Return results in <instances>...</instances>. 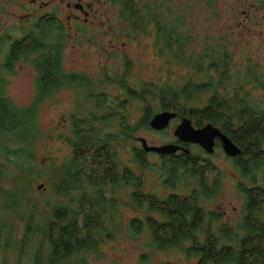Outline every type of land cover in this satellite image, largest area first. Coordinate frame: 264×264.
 <instances>
[{
    "label": "trees",
    "instance_id": "1",
    "mask_svg": "<svg viewBox=\"0 0 264 264\" xmlns=\"http://www.w3.org/2000/svg\"><path fill=\"white\" fill-rule=\"evenodd\" d=\"M105 1L120 8L125 37L153 35L161 57L193 74L182 84L145 82L137 88L127 78L130 65L121 76L107 71L95 78L70 71L68 27L55 15L40 17L22 36L0 35V264H9L12 251L17 253L15 264L25 258L32 264H86L89 254H100L105 240L121 231L122 205L135 212L127 227L129 238L148 237L141 264L173 249L188 260L196 258V264H264V101L253 94L264 90V73L253 53H247L244 69H239L228 35L208 36L200 47L193 46L188 11L174 0ZM200 1L211 8L219 3L186 0V8ZM253 4L264 10V0H251ZM20 63L36 73L35 95L25 105L7 91V75L15 74ZM117 82L121 92L114 96L109 88ZM67 90L84 97L71 114V135H59L71 146V157L61 164L45 161L43 167L39 144L48 134L41 110ZM149 99L157 103L156 111H176L197 127H220L242 148L240 155L228 156L244 197L236 226L207 206L223 192L227 173L203 147L185 144L190 153L158 155L159 161L151 163L152 152L129 143L139 140V129L151 128L153 116L148 104L133 124L129 106ZM124 152L130 161L123 160ZM147 169L155 171L168 193L147 190ZM47 177L58 197L34 194L33 185ZM20 223L24 230L18 238Z\"/></svg>",
    "mask_w": 264,
    "mask_h": 264
},
{
    "label": "rangeland",
    "instance_id": "2",
    "mask_svg": "<svg viewBox=\"0 0 264 264\" xmlns=\"http://www.w3.org/2000/svg\"><path fill=\"white\" fill-rule=\"evenodd\" d=\"M45 1L49 2L48 6L36 5L30 0H0V35L10 33L13 36H22L31 23L38 21L45 13L52 12L68 27L70 37L66 51V66L70 71H81L95 78L101 77L107 71L121 76L130 65L127 78L129 83L137 88L145 82L182 84L193 74L189 67L161 57L154 47L153 35H141L136 39L125 37L120 8L110 1ZM69 1L73 4L84 3L86 11L90 13L89 16L87 15L88 19L86 20V16L80 10L69 8L67 6ZM174 2L181 11H188L187 23L190 28L192 27L196 39L193 46L200 47L208 36L222 38L228 35L236 50L237 68L244 69L245 56L247 53H253L254 61L259 64L261 73H264V10L257 4L250 5L251 0H219L217 7L211 8L204 1H200L188 10L186 0H174ZM70 15H72L71 19ZM77 15L79 19L76 18ZM35 76V70L31 65L20 63L15 74L7 75L8 94L17 103L28 104L35 95ZM109 91L114 96L118 95L121 92L118 82L111 85ZM253 94L264 101V90L255 89ZM147 101L149 103L140 100L131 102L129 108L133 124L143 117L145 113L143 107L148 104L153 115L159 112L156 111L158 107L153 99ZM83 103L84 97L80 96L78 91L67 90L59 93L54 102L46 104L41 110V124L48 134L47 139L39 144V156L44 159L43 167L45 161L47 163L48 160H53L61 164L71 157V146L64 139L59 138V135H71V114L77 112L80 104ZM181 120L182 117L173 119L170 126L161 131L152 127L141 128L137 132V139L144 137L152 145L176 142L178 138L174 132ZM129 143L142 146L139 140ZM192 150L197 149L193 147ZM126 152L121 154L125 162L131 160V155ZM158 155L152 153L149 157L150 162L159 161ZM211 155V160L227 173V177L224 180L223 192L209 201L207 206L222 213L223 222L236 226L242 217L244 206V197L236 188L237 176L231 160L222 147L216 148ZM130 165L136 169V164ZM144 179L147 190L158 191L161 194L169 192V189L162 188V181L155 171L147 169ZM7 186L10 187V183H7ZM33 192L41 199L51 195L59 196L55 187L51 185L49 177L35 183ZM122 196L124 200L127 199L126 194ZM120 211L119 219H121L118 222L122 227L121 231L115 233L114 238L105 240L100 247V254H89L86 264H141L140 256L146 251L145 241L148 237H143L139 241L131 240L127 227L129 219L135 215V212L129 206L123 205L120 206ZM20 227L18 238L22 236L23 223H20ZM8 259L9 264H15L17 253L12 251ZM167 262L196 264L197 260L196 258L188 260L179 249H173L157 253L144 264ZM21 264H32V262L25 258Z\"/></svg>",
    "mask_w": 264,
    "mask_h": 264
},
{
    "label": "water",
    "instance_id": "3",
    "mask_svg": "<svg viewBox=\"0 0 264 264\" xmlns=\"http://www.w3.org/2000/svg\"><path fill=\"white\" fill-rule=\"evenodd\" d=\"M178 117L176 111L163 110L154 114L150 120V126L157 131L168 128L173 119ZM175 135L179 141L152 145L146 138L139 137L144 150L148 153H157L159 155H173L179 151L190 153L191 150L185 144H197L203 147L209 154H213L216 150L217 140H219L224 152L230 157H236L242 153V148L237 145L220 127L207 123L203 126H195L193 119L183 116L181 122L175 129Z\"/></svg>",
    "mask_w": 264,
    "mask_h": 264
},
{
    "label": "flooded vegetation",
    "instance_id": "4",
    "mask_svg": "<svg viewBox=\"0 0 264 264\" xmlns=\"http://www.w3.org/2000/svg\"><path fill=\"white\" fill-rule=\"evenodd\" d=\"M33 4H39L40 6H48L49 5V2L48 1H45V0H30ZM67 6L69 7V8H72V7H74V8H76V9H78V10H80V12H82V13H84V15L86 16V20L88 19V17H87V15L89 16V11H86V8H85V5H84V3H81V2H78V3H76V4H73L72 2H68L67 3ZM90 8H91V6H89ZM92 9V8H91ZM46 14H50L51 16H53V15H55L54 13H52V12H48V13H45L44 14V16L46 15ZM32 18V17H31ZM69 18L71 19L72 18V15H70L69 16ZM76 18L77 19H79V15H77L76 16ZM37 19V18H36ZM35 19V20H36ZM218 143H220L219 142V140H217V144ZM217 148V147H216Z\"/></svg>",
    "mask_w": 264,
    "mask_h": 264
}]
</instances>
